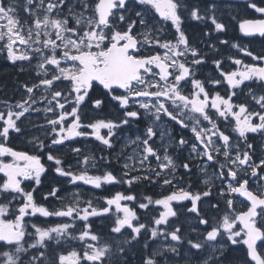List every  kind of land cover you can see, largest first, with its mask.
<instances>
[{
  "label": "snow or ice",
  "instance_id": "6c2138e0",
  "mask_svg": "<svg viewBox=\"0 0 264 264\" xmlns=\"http://www.w3.org/2000/svg\"><path fill=\"white\" fill-rule=\"evenodd\" d=\"M243 3L258 17L238 20L240 33L264 37V0ZM222 15L221 0H0V56L34 74L19 99L0 100V264H237L230 253L241 247L240 264H264V143L258 155L250 138L264 140V52L219 39ZM188 22L206 26L195 42ZM214 35L251 62L230 55L229 71L213 57L217 76L200 79L220 55ZM25 121L41 132L28 139L31 152L10 144ZM169 124L191 136L177 138ZM133 125L115 153L119 176L90 171L108 156L70 147L74 167L55 154L77 138L112 150ZM41 154L72 185L160 191H117L97 206L79 191L65 201L54 186L43 199L60 202L49 208L34 196L48 171Z\"/></svg>",
  "mask_w": 264,
  "mask_h": 264
},
{
  "label": "flooded vegetation",
  "instance_id": "af4514ba",
  "mask_svg": "<svg viewBox=\"0 0 264 264\" xmlns=\"http://www.w3.org/2000/svg\"><path fill=\"white\" fill-rule=\"evenodd\" d=\"M201 3L204 0H200ZM225 5H231V8L225 7ZM221 11L223 15L221 19L224 20L227 24V31L224 34L219 36V39H227L231 42H238L241 46H246L249 50L260 53L264 52V37L256 36H244L239 31L238 20L243 18H257L258 14H255L252 10L247 9L243 3V0H221ZM236 16L237 19L233 20L231 17ZM205 25L198 24L197 22H188L186 25V31L188 32L190 38L195 42L196 38L200 36V34L205 30ZM213 41L217 42V47L220 49V55L212 53L210 55L209 61L206 65L202 66L198 71V78L206 79L210 75L212 77L217 76V72L215 70L214 65L211 60L213 57L215 58H223L225 70H233L235 67L231 64V61L227 59L228 56H235L236 58L242 59L245 63H250L251 60L249 57L243 55V53H238L236 49H232L230 46L219 45L217 37L214 35L212 37ZM207 51V49H204ZM34 74L31 72H19L18 67L12 65L8 62L3 56H0V100H16L21 97L22 89H19V84L21 82H25L29 80ZM217 90L223 92V88H218ZM106 115H116L111 108H109ZM36 114H33V118H35ZM91 115V114H90ZM37 123H42V120H37ZM146 126V122L143 120L139 123L138 128L140 131H143ZM25 134L23 136L13 134L10 140L11 146L16 148L17 150L23 151H32V145L27 141L31 138L32 135H41V132L37 128H33L26 121L23 124ZM169 129L172 132V135L178 136L184 135L185 137H190L191 133L188 130H182L178 126H174L172 124L168 125ZM137 131V126L133 125L131 127H127L122 130L118 135L119 139H116L115 144L116 147L112 150L106 149L103 145H101L98 141H95L93 138H89L87 140L83 138H77L74 141L66 142L67 146H59L56 149V153L62 157L64 160L65 166L71 164L75 167L76 165V157L70 152V147H80L83 152V155L95 154L97 157L104 155L108 156L111 159V164H105L103 161L100 162L97 169H90L93 173L102 172L105 169L113 171V173L117 176L121 173V164L124 162L123 159L117 163L115 159V153L120 151V145L124 143L126 137L134 138ZM43 138V136H41ZM254 146L257 149V154H260V146L264 143L259 136L250 137ZM128 153L131 152V149L127 150ZM172 151V150H170ZM42 163L48 168V171L42 176V183L34 192V196L38 203L44 204L49 208L55 207L59 205V200L53 197H49L48 200H44L43 196L48 193L52 187H59L60 192L58 196L63 198L65 201L71 199L72 195L79 191L85 199L92 198L94 203L97 206H103V197L111 196L115 192L120 191L126 194L132 193L135 194L138 198L143 195H151L156 198L159 194V187L157 185H149L147 182L136 183L133 184L131 189L128 188L125 184H117V185H104L101 189H94L88 185H72L68 183L66 178L58 177L54 171H52V162L47 161L46 154H41ZM187 156V152L179 154V160H183ZM180 172H183V169H180ZM136 173H133L135 175ZM193 181L199 183L197 170L193 168ZM33 182L25 181V187L31 189L33 187ZM129 206H133L131 203ZM138 214L141 216L142 220L145 217L146 213L143 210L137 209ZM50 222H54L55 218H47ZM183 217L180 218V221L183 222ZM44 218H32V222L42 223ZM99 218H94V228L100 224ZM107 223V221H105ZM99 230V229H97ZM242 248V247H241ZM243 249V248H242ZM235 254L240 253V248L235 250ZM232 254V253H231Z\"/></svg>",
  "mask_w": 264,
  "mask_h": 264
},
{
  "label": "trees",
  "instance_id": "16d2710c",
  "mask_svg": "<svg viewBox=\"0 0 264 264\" xmlns=\"http://www.w3.org/2000/svg\"><path fill=\"white\" fill-rule=\"evenodd\" d=\"M234 256L237 258V261L239 262V264L244 259L242 252H240L239 254L232 253V255L230 257L232 259L236 260ZM138 259H139V257H136L134 260H131V264H138Z\"/></svg>",
  "mask_w": 264,
  "mask_h": 264
},
{
  "label": "rangeland",
  "instance_id": "374dc122",
  "mask_svg": "<svg viewBox=\"0 0 264 264\" xmlns=\"http://www.w3.org/2000/svg\"><path fill=\"white\" fill-rule=\"evenodd\" d=\"M235 259H236L235 261H237V258H236V257H235ZM237 264H239V262H238V261H237Z\"/></svg>",
  "mask_w": 264,
  "mask_h": 264
}]
</instances>
